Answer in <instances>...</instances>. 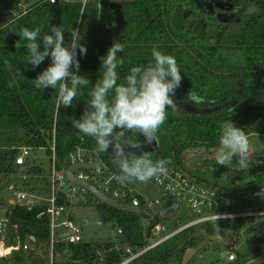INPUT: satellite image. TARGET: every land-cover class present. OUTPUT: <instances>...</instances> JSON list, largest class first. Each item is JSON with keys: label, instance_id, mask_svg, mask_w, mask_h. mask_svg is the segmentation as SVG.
Returning a JSON list of instances; mask_svg holds the SVG:
<instances>
[{"label": "trees", "instance_id": "1", "mask_svg": "<svg viewBox=\"0 0 264 264\" xmlns=\"http://www.w3.org/2000/svg\"><path fill=\"white\" fill-rule=\"evenodd\" d=\"M23 1L27 8L14 14L16 5L21 2L0 0V174L10 176L34 170L33 163L31 167L16 163L22 147H30L33 152L45 150L50 158L54 129L60 162L77 146L96 148L92 137L72 126V118L79 119L82 115L90 99L88 93L103 72L100 57L105 56L115 42L124 46L123 52L118 53V58L124 60L123 66L117 69L118 84L124 83V77L133 66L153 63L151 49L157 45L159 50L175 57L183 76L179 88L196 98L192 100L193 105L218 107L200 114L168 108L167 120L157 133L159 147L150 153L154 161L164 158L176 162L198 181L230 197L264 189V150L251 156L249 167L243 170L217 165L214 160L222 122L231 119L247 135L264 134V0H233L241 20L222 29L218 26L212 32L200 24L194 28L189 26L186 8L199 10L194 0ZM60 25L65 30V45L71 40L73 28L79 30L80 43L87 48L86 55L77 50L79 74L85 75L90 84L79 89L83 95H78L71 107L57 109L55 90L38 89L33 83L51 64V58L46 57L37 68L28 64L26 41L21 40L19 30L39 27L42 33L51 34V27ZM38 43L39 50L43 51L42 36ZM237 52L246 54L249 63L230 62L228 56ZM128 137L138 145L142 143L137 133L125 130L124 139ZM190 147L202 148L208 156L200 163L188 165L185 152ZM100 154L110 169L119 174L112 163L113 155L107 151ZM237 160L238 157H233V164ZM101 206L107 219L117 221L115 227L123 230L122 242L130 243L135 251L148 244L140 215L103 203ZM42 208L16 206L12 209L9 206L4 210L12 220L7 245L21 246L33 235L46 253L48 219L46 216L37 218ZM243 219L226 220L221 225L230 230L239 229ZM199 243L197 230L185 229L128 264H182L187 248ZM65 247L70 253L65 258L68 264H119L128 255L124 249H116L112 242L59 244V250ZM103 251L104 255L98 256ZM263 253L264 248L259 254ZM25 256L27 254L19 247L7 258H0V264L22 263Z\"/></svg>", "mask_w": 264, "mask_h": 264}, {"label": "clouds", "instance_id": "2", "mask_svg": "<svg viewBox=\"0 0 264 264\" xmlns=\"http://www.w3.org/2000/svg\"><path fill=\"white\" fill-rule=\"evenodd\" d=\"M51 2L55 3V0ZM100 9L101 5L98 11ZM64 32L61 25L52 26L51 34L42 33L39 27H23L19 30L21 40L26 41L28 64L37 68L46 57L51 58V64L38 74L33 83L38 89L55 90L57 109L61 106L71 107L77 96L83 95L79 89L90 84L85 75L79 74L77 50L81 55L87 53L86 46L80 43V32L73 28L67 45ZM41 36L43 51L39 50L38 43ZM20 41L15 45L17 49ZM123 50L122 44L114 42L106 55L100 57L103 72L88 93L90 99L80 118H72V126L95 140V152L102 153L112 148V163L119 169V175L114 179L120 185L147 183L166 174L169 161L164 158L154 161L149 152L140 155L126 153L124 145L129 148L141 146L132 137L124 139V131L142 134L147 144L157 142V133L167 120V109L177 108L174 97L183 76L175 57L153 45L151 56L154 62L145 67L133 66L124 77V83L118 84L120 77L117 69L124 64V60L118 58V53ZM233 157H238L235 164ZM249 158L250 142L247 133L231 119L222 122L219 126V147L214 154L215 163L243 170L249 167Z\"/></svg>", "mask_w": 264, "mask_h": 264}, {"label": "built area", "instance_id": "3", "mask_svg": "<svg viewBox=\"0 0 264 264\" xmlns=\"http://www.w3.org/2000/svg\"><path fill=\"white\" fill-rule=\"evenodd\" d=\"M86 1L83 0V3ZM50 150V177L48 181V193L44 202H35L33 200L35 196L24 189L17 192L16 196L9 201V206L12 209L16 206L29 208L34 206L43 207L37 218L42 219L43 216H46L48 219L49 238L46 245V253L42 249V244H39L33 235H30L28 240L21 244V246L7 245L12 220L10 215L4 213L0 215V244H2L0 246V258H7V256L13 254L14 250H18L21 247L27 256H25L24 262L17 264H68L65 258L69 256V250L66 247L59 250V244L66 243V245H69L85 241L82 234L83 228L75 219L74 210L79 209L84 203L96 204L97 201L102 203L88 189L76 185L68 179L67 172L69 168L77 164H98L95 167L76 169L74 177L95 186L105 196L120 204L138 207L142 211L159 215L166 207L174 204L178 205L176 209L168 213L170 214L179 209L181 204L184 203L189 205L195 214L187 222L174 225L162 222L168 216L167 214L150 231L149 236L153 235L155 239L136 251L132 249L130 243L122 242L123 230L115 227L112 234L119 239L114 241V247L116 249H124L125 253L128 254L119 264H128L146 251L185 229L209 230L211 228V230H214L216 225H221L219 222L264 214V211L242 212L237 210L236 196L230 197L225 192H221L217 188L198 181L176 162L168 163L166 174L159 178H153L155 184L161 188L163 196L152 200L145 195L147 190L143 189L139 183L136 185H120L114 179L119 174L110 169L107 162L100 153L95 152V149L77 146L60 162L56 154L55 129L53 130ZM38 153L33 152L30 147H22L15 161L21 166L29 164V167H31L33 164L29 158L31 155ZM143 219L146 221L148 227L150 221L145 218ZM146 231L147 229L144 230L145 234ZM104 252H99L98 256H103ZM237 259L238 257L235 252H231L228 255L229 262H235ZM2 264H5V262H2ZM8 264H13V262H9Z\"/></svg>", "mask_w": 264, "mask_h": 264}, {"label": "rangeland", "instance_id": "4", "mask_svg": "<svg viewBox=\"0 0 264 264\" xmlns=\"http://www.w3.org/2000/svg\"><path fill=\"white\" fill-rule=\"evenodd\" d=\"M6 1L21 2L19 5H16L14 14L27 8L23 0ZM186 12L188 13V18L192 14L197 16L195 9L186 8ZM195 25L194 19H192L189 26L194 28ZM207 30L213 31L210 27H207ZM228 60L238 65H244L249 63L250 58L242 52H237L228 56ZM248 138L250 142V158L251 156H255V154L262 153L264 150V134L253 133L248 135ZM185 153L187 154L188 165L200 163L201 160L208 156V153L202 148L190 147L186 149ZM29 159L35 165L32 172L10 176L0 174V205H5L4 207H0V215H3L5 213L4 210L9 208V201L20 190L24 189L33 194L35 202H44L47 197L50 158L45 150H41L38 154L31 155ZM139 185L147 190L145 195L152 200L163 196L161 188L155 184L153 179L147 183H139ZM236 197L237 210L242 212L264 211V189L257 190L256 192L239 193ZM101 205L102 203L99 201L96 204L84 203L79 209L74 210V217L83 228L82 234L85 241L91 243H114L115 240L119 239L112 234L117 221L107 219V215L102 210L103 206ZM194 216L195 214L189 205L182 203L179 209L168 214L162 222L169 225L183 224ZM140 223L144 230L147 229L146 221L143 217H140ZM219 223L223 224V222ZM232 235L235 240L233 246L223 247L210 242L198 250L188 264H264V253L259 254L264 248V214L244 217L241 227L239 229H232ZM146 239L150 243L155 238L151 235ZM203 244L205 242L199 243L198 246H202ZM132 249L134 250L133 247ZM231 252H235L239 258L236 263L228 261V255Z\"/></svg>", "mask_w": 264, "mask_h": 264}, {"label": "water", "instance_id": "5", "mask_svg": "<svg viewBox=\"0 0 264 264\" xmlns=\"http://www.w3.org/2000/svg\"><path fill=\"white\" fill-rule=\"evenodd\" d=\"M196 3L206 12L209 14L214 13L215 8H219L223 11H227V15L224 16L223 13L217 14L218 21L220 23H237L241 20L240 16L236 14V12L233 11V5L231 3V0H195ZM228 4V6H227ZM223 15V16H222ZM175 102L177 104V110L184 111L192 114H200L204 112H209L213 110H217L218 107L215 108H201L198 106H195L191 104L188 100H195L196 98L194 96L185 95L180 88L176 90V95L174 97ZM119 131V129L117 130ZM139 138L141 139L142 143L139 144L141 148H129L125 147L126 153H135L137 155H140L142 152H149L153 153L155 152L159 147V140L153 141L151 144H147L145 142V137L142 134H138ZM108 153L114 156L112 152V148L109 147ZM98 164H77L73 165L69 168L67 172L68 179L79 186L85 187L88 189L91 193H93L102 203L106 204L107 206H110L112 208H115L120 211L137 214L141 217L148 219L150 221V225L147 227L146 231V237H149L150 231L152 227L157 224L161 218L166 217V215L176 209L178 207L177 204H174L170 207L164 208L159 215L151 214L148 211H142L138 207H131L128 205L120 204L119 202L110 199L109 197L105 196L101 191H99L95 186H92L88 183L82 182L74 177V171L79 168H90L95 167ZM214 234H208V229H199L197 230V236L198 237H208V240L203 244L202 246H194V247H188L185 251L182 259V264H188L192 257L204 246H206L208 243L213 242L217 245L223 246V247H231L234 245L233 235L232 231L224 226L216 225L214 230ZM2 246V244H0Z\"/></svg>", "mask_w": 264, "mask_h": 264}, {"label": "flooded vegetation", "instance_id": "6", "mask_svg": "<svg viewBox=\"0 0 264 264\" xmlns=\"http://www.w3.org/2000/svg\"><path fill=\"white\" fill-rule=\"evenodd\" d=\"M194 2H195V4H196V6L198 7V9L201 11H199V10H195L196 12H197V16L195 15H193L192 14V16H190L189 17V20L191 21L192 19H194V22H195V24L196 25H203V27H205V28H207V27H210V28H212L213 30L214 29H217L218 28V26H219V28L220 29H222L225 25H227V24H233V23H220L219 21H218V18H217V14H220V13H223V15L224 16H226L227 15V11H223V10H221V9H219V8H215L214 9V13L213 14H209V13H206L197 3H196V1L194 0ZM231 3H232V5H233V11L234 12H236V14L239 16V14H238V9L235 7V5H234V3H233V0H231ZM227 6H228V4H227ZM222 15V16H223ZM185 95H190V94H185ZM191 96V95H190ZM191 104H193L192 103V100L190 99V100H188ZM208 234H214V232H213V230H211V228H209V230H208ZM208 240V237H199V241H200V243L201 242H206Z\"/></svg>", "mask_w": 264, "mask_h": 264}]
</instances>
